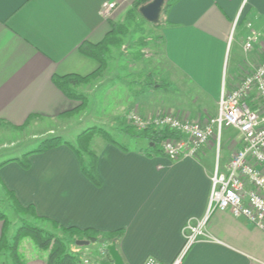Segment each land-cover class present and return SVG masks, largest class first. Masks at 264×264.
Returning a JSON list of instances; mask_svg holds the SVG:
<instances>
[{"label":"crops","instance_id":"0c3cea01","mask_svg":"<svg viewBox=\"0 0 264 264\" xmlns=\"http://www.w3.org/2000/svg\"><path fill=\"white\" fill-rule=\"evenodd\" d=\"M106 1L117 2L110 19L101 15ZM134 1L0 0V125L15 133L12 149L25 145L18 134L24 135L21 129L28 124L33 133L26 143L57 134L56 128L40 133L34 127L62 120L79 102L68 98L53 79L96 73L99 63L83 55L80 47L101 43L111 23L125 20ZM156 32L151 51L164 61L163 78L154 79L160 81L156 87L137 93L116 120L138 111L147 117L173 112L205 122L217 117L223 88L235 90L264 62V0H180L163 14ZM251 37L256 40L247 50ZM176 83L189 85L188 96L157 95L168 94ZM249 103L256 107L255 95ZM96 136L89 146L97 156L101 186L85 176L67 146L31 155L28 169L17 160L33 150L2 161L0 186L22 207H32L43 222L101 235L123 230L117 249L124 264H145L149 257L172 263L184 247L186 225L207 217L217 155L209 149L197 158L171 162L164 155L146 157L144 144L130 149L103 138L93 149ZM226 142L228 146L229 139ZM226 151L220 153L221 168L234 153ZM205 231L208 238L193 245L182 264H264V232L245 219L215 211ZM2 232L0 220V240ZM107 246L102 247V260L113 264ZM24 261L47 264L39 253Z\"/></svg>","mask_w":264,"mask_h":264},{"label":"rangeland","instance_id":"374dc122","mask_svg":"<svg viewBox=\"0 0 264 264\" xmlns=\"http://www.w3.org/2000/svg\"><path fill=\"white\" fill-rule=\"evenodd\" d=\"M160 21L161 16L159 23ZM118 25L124 27L125 34L119 37L121 46L112 49L107 68L101 75L83 81L79 86L74 87V93L83 96L79 99V104L83 105L82 109L69 117H63L62 120L56 123L44 121L38 125L34 124L35 130L40 133L48 130V128L59 130L56 132L57 134L42 137L44 140L52 137H61L72 145L79 146V135L94 128L106 131L111 135L114 142L126 148L136 149L142 144H144V147L148 145L147 141L125 133L127 130L140 133L127 122V116L124 121H117L116 117H123L129 109L130 104L134 101L135 96H138L137 93L142 90H149L154 84L160 83V81L155 82V78L158 80L163 78L164 61L160 55L158 56V54L151 51L154 45L153 39L157 36L158 23L152 24L146 21L140 12V8H136L133 3L125 20ZM183 85L184 87L182 88L180 83H176L171 86L172 90L168 94H165V91L157 95L165 99H180L182 96H188L189 85L186 83H183ZM139 114L141 113L139 112ZM168 114L178 116L173 112ZM28 126L29 124L21 129L24 135L18 134L20 138L23 136V140L25 139V145L12 149L15 144V133L4 125H0V163L8 160V158L15 157L18 152L36 150L40 147L44 140L26 143L33 133L32 124ZM96 137L97 140L93 142V149H97L98 144L103 141L102 136L97 135ZM219 138L211 141L204 149H210L217 155L218 158L213 163L214 168L217 163L221 164L220 153H224L225 150H227L228 154L235 153L241 149V136L238 131L223 127ZM226 139H229L228 146ZM86 158L88 157L86 156ZM0 214L5 216L8 223L9 240H12L18 230L25 223H28L67 241L69 250L81 256V262L88 259L93 263L99 264L104 257L105 250L102 248L103 244L96 243L88 247H79L74 244V237L64 234L53 224L37 220L31 214L18 212L9 194L6 195L1 186ZM76 239L83 240V237H76ZM18 251L26 259L29 255L37 253L47 256V253L41 251L30 238L22 239L18 246ZM0 263L11 264L9 254H2L0 256Z\"/></svg>","mask_w":264,"mask_h":264},{"label":"built area","instance_id":"2783aa9c","mask_svg":"<svg viewBox=\"0 0 264 264\" xmlns=\"http://www.w3.org/2000/svg\"><path fill=\"white\" fill-rule=\"evenodd\" d=\"M116 8V1H106L101 15L110 19ZM255 40L249 38L247 50ZM253 95L255 108L249 103ZM127 122L138 132L153 129L176 133L177 138L166 139L161 145L163 155L171 162L197 158L211 141L220 137L223 127L232 128L241 136V149L231 156L228 165L221 168L217 163L214 169L207 217L186 225L184 247L170 264H182L193 245L208 238L205 226L215 211L229 212L264 232V62L246 75L235 90L227 92L223 88L218 115L213 119L191 121L168 113L147 117L133 111L127 115ZM82 264L93 263L85 259ZM145 264L163 263L149 257Z\"/></svg>","mask_w":264,"mask_h":264},{"label":"trees","instance_id":"16d2710c","mask_svg":"<svg viewBox=\"0 0 264 264\" xmlns=\"http://www.w3.org/2000/svg\"><path fill=\"white\" fill-rule=\"evenodd\" d=\"M153 0H136L134 2V6L136 8H142L148 4H150ZM180 0H167L163 6L161 12V18L163 14H167L169 10ZM161 23V21H160ZM158 22V26H160ZM111 31L107 34L106 38L99 44H91L84 43L80 47V52L97 61L100 65L99 70L93 75L85 78L76 77V76H66V77H55L53 80L56 86L63 91V93L70 99L79 102V99L83 96H80L74 93V87L79 86L83 81L90 80L93 77H97L101 75V73L107 68L108 61L111 57V52L113 48H118L121 46V41L119 37L124 35L125 30L123 26H120L116 23H111ZM156 87V84L153 85ZM81 104H79L75 109L70 112L63 114V117H69L73 114H76L80 109H82ZM126 134L139 137L145 141H147V148L142 151L143 154L148 158H156L161 155L162 142L166 139L177 138L178 135L172 131L165 130L163 132H158L153 129H148L140 133H136L132 130L125 131ZM100 135L105 140L112 144H117L112 139L111 135H109L106 131L102 129H89L88 131L82 133L78 137L79 146L72 145L71 143L63 140L61 137H52L50 139H46L42 142L39 148L33 150L32 152L26 154L23 159H18L25 169L29 168L28 158L34 154H43L50 150L56 149L60 146H67L74 150L79 161L82 165L83 172L85 176L93 182L96 186H101V178L97 172V156L93 154L90 150V140L96 136ZM86 156L88 158H86ZM16 161V160H15ZM10 198L15 204L16 210L22 213L31 214L37 220H45L39 218L35 213L32 207H22L15 196L12 193H8ZM0 220L3 222V232L0 240V256L2 254H9V259L11 260V264H25L24 258L20 255L18 251V246L22 239L30 238L34 241L37 247L47 253L46 262L47 264H82L81 256L72 253L68 248V242L64 239H61L52 233L46 232L38 227H35L31 224L25 223L16 233V235L12 238V240L8 239V223L6 222L5 216L0 214ZM54 226L59 228L64 234H69L74 237V244L79 239L76 237H83V240H88L90 238L103 239L107 243H116L123 238L124 231L118 230L115 232H111L108 234L101 235L98 231L87 229L81 230L77 227L66 228L58 223L51 222ZM104 259V257L102 258ZM103 260L100 261L101 264ZM1 264V263H0ZM97 264V263H96Z\"/></svg>","mask_w":264,"mask_h":264},{"label":"water","instance_id":"95a60500","mask_svg":"<svg viewBox=\"0 0 264 264\" xmlns=\"http://www.w3.org/2000/svg\"><path fill=\"white\" fill-rule=\"evenodd\" d=\"M167 0H153L150 4L142 7L140 12L143 18L152 24H157L160 20L163 6ZM100 243L106 245V241L103 239L90 238L88 240L77 241L76 245L79 247H88L91 244ZM107 253L110 256L113 264H124L123 259L117 249L116 243H108ZM101 264H112L111 262L103 261Z\"/></svg>","mask_w":264,"mask_h":264}]
</instances>
